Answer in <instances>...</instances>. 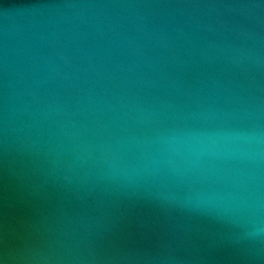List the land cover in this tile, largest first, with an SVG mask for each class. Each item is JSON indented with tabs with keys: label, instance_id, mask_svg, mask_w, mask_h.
Listing matches in <instances>:
<instances>
[{
	"label": "water",
	"instance_id": "1",
	"mask_svg": "<svg viewBox=\"0 0 264 264\" xmlns=\"http://www.w3.org/2000/svg\"><path fill=\"white\" fill-rule=\"evenodd\" d=\"M0 264H264V0H0Z\"/></svg>",
	"mask_w": 264,
	"mask_h": 264
}]
</instances>
